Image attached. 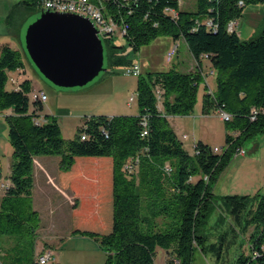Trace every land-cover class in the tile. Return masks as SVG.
<instances>
[{"label": "trees", "instance_id": "16d2710c", "mask_svg": "<svg viewBox=\"0 0 264 264\" xmlns=\"http://www.w3.org/2000/svg\"><path fill=\"white\" fill-rule=\"evenodd\" d=\"M40 1L19 0L14 6L15 12L26 11L19 35L29 13L41 9ZM103 1L113 21L125 25L134 54L169 37L173 43L185 42L199 68L141 74L136 116L85 119L67 142L57 120L41 116L43 103L32 99L41 90L31 80L7 89L9 74L25 70V63L19 49L1 44L0 114L11 111L5 120L13 153L0 203V264H38V256L52 249L36 254L41 219L33 206L34 159L40 156L60 158L59 178L74 193L72 210L82 223L72 234L100 242L108 252L104 264H155L159 248L166 252L167 264H193L219 203L240 226L254 228L253 254L236 264H264V195L252 204L248 196L214 193L219 175L243 150V142L264 133V31L250 40L228 31L247 6L264 0H197L194 10L181 8L177 0ZM167 8L177 10L178 17L167 14ZM205 60L217 75V87L212 94L206 90L201 112L208 116L223 110L231 119L225 122L223 150L214 152L199 141L191 154L171 118L193 112ZM133 62L126 55L112 61L116 66ZM136 157L140 165L128 173L124 165ZM10 243L14 246L5 247Z\"/></svg>", "mask_w": 264, "mask_h": 264}, {"label": "rangeland", "instance_id": "374dc122", "mask_svg": "<svg viewBox=\"0 0 264 264\" xmlns=\"http://www.w3.org/2000/svg\"><path fill=\"white\" fill-rule=\"evenodd\" d=\"M18 1L0 0V44H9L12 48L19 49L22 53V61L25 63V73L16 71L9 74L7 89L13 88L12 77L19 76L23 77V80L29 78L36 87L43 88L48 101L43 103L44 109L40 114L42 117L50 116L57 120L62 136L67 142L74 139L78 127L85 119L98 116L109 118L136 116L139 113L137 98L139 77L127 74L126 69L130 65H113V59L126 55L128 59L138 63L142 75L168 70L170 67L188 72L191 67L190 56L182 40L179 41L177 55L169 63L167 53L173 45L171 38H159L150 46L142 48L139 54H134L129 49L126 39L117 34L111 44L104 42L106 72L101 73L98 78L83 88L55 87L36 71L25 54L19 29L22 24L21 15L26 11L24 9L14 11ZM196 1L185 0L184 8L194 10ZM40 13L39 8L30 12L25 24L32 22ZM236 31L241 40H250L261 34L264 31V4L247 6L236 26ZM20 34L24 40L25 27ZM112 45L121 49H109ZM179 58H182V63L177 62ZM203 70L206 81L204 80L199 86L193 112L189 116L171 118L172 126L182 139L185 149L191 154L194 153V147L199 141L213 149H223L226 146L225 122L221 120L219 112H212L208 116L201 112L206 90L213 93L217 87V75L206 60ZM131 97L135 99L132 103H130ZM10 113V110H6L0 116V174L4 172L0 175V185L1 181L5 180L7 166L11 162L13 153L5 120V115ZM243 150L246 151V155L235 156L219 175L214 186V193L218 196H248L252 204H257L260 196L264 195V133L243 142ZM166 166L172 167L170 163ZM49 168L53 169V167ZM50 172V189L47 195L42 194L43 191L38 186L35 190V202L41 219L37 231L36 254L46 248H52L55 256L51 264H104L108 252L100 242L72 234V231L82 224L79 220L80 216L72 210L75 204L74 193L70 188L63 186L60 178L58 182V177L54 176L55 173L53 174L52 170ZM249 218L247 214L246 219ZM253 232V226L249 228L240 226L219 203L204 228L205 245L197 248L193 264H236L240 257L252 256ZM12 246H14L13 243L5 245L7 248ZM155 264H167L166 252L160 248L157 251Z\"/></svg>", "mask_w": 264, "mask_h": 264}, {"label": "water", "instance_id": "95a60500", "mask_svg": "<svg viewBox=\"0 0 264 264\" xmlns=\"http://www.w3.org/2000/svg\"><path fill=\"white\" fill-rule=\"evenodd\" d=\"M25 25V54L55 87L83 88L107 71L104 41L89 19L45 10Z\"/></svg>", "mask_w": 264, "mask_h": 264}, {"label": "built area", "instance_id": "2783aa9c", "mask_svg": "<svg viewBox=\"0 0 264 264\" xmlns=\"http://www.w3.org/2000/svg\"><path fill=\"white\" fill-rule=\"evenodd\" d=\"M178 4L181 8H184L185 0H177ZM240 5H243V2H240ZM38 7H54L56 8V13H64V9H76V15L79 13H86V18L93 22L96 29L98 30V36L104 41L111 44L115 35L120 34L125 38L126 27L124 24L118 25L113 21V18L110 16L107 11L106 3L103 0H41ZM165 12L174 18L178 17L179 13L175 9L167 8ZM211 25V23H208ZM238 23H230L228 25V31L234 32L236 31V26ZM179 45L174 43L167 53V62L171 63L174 57L178 53ZM127 74H132L135 77H139L141 75V70L137 62H133L130 66L127 67ZM204 80L206 81V75L203 74ZM19 88V86L17 87ZM212 94V92H209ZM32 99H39L42 103L47 100V95L42 91H34L32 93ZM134 97L130 98V103L134 101ZM219 115L221 120L224 122H228L231 119V115L223 110H219ZM147 135V131L144 130L143 136ZM186 138V136H184ZM82 139H85V136H82ZM223 149L215 148L214 152H220ZM246 151L243 150L239 152L237 156H245ZM140 165L139 157H136L131 162L124 165V169L127 170L128 173H134L135 170L138 169ZM167 172H171L172 169L166 167ZM55 252L52 249H46L40 254L37 258L38 264H49L54 260Z\"/></svg>", "mask_w": 264, "mask_h": 264}, {"label": "crops", "instance_id": "0c3cea01", "mask_svg": "<svg viewBox=\"0 0 264 264\" xmlns=\"http://www.w3.org/2000/svg\"><path fill=\"white\" fill-rule=\"evenodd\" d=\"M3 35H4V33H3ZM177 44L179 45V42H177ZM186 47H187V45H186ZM187 50H188V48H187ZM187 52H188L187 53L188 56H190V58H192V60H193L192 61L189 58V61L191 62V67L189 68L188 72H194V71H196V69L199 68V66H198L197 62L191 56L189 50ZM177 62L182 63V58H179L177 60ZM203 66H204V63H203ZM200 71L203 74H205L203 68L202 69L200 68ZM18 72H20V73L24 72L25 73V70L18 71ZM22 81H23V77L22 78H20V76L17 77V78L16 77H12V79H11L12 87L14 89H16L20 85V83ZM32 83H33V86L35 87V89L41 90V91H43L46 94V92H45V90L43 88L36 87L34 85V82H32ZM47 101H48V99L45 102H47ZM0 116H2V114H0ZM183 138H184V136H183ZM59 163H60V158L59 157H55V156H40V157H36L34 159V178H35V183H34V191H33V206H34V209L37 212H39V210H38V208L36 206V202H35V190H36V187L38 186V188H40L41 191H43L42 194L47 195V192L50 189L49 187H50V181H51V179H50V175H51L50 170L53 171V174L55 173L54 176L57 175V177H58L57 179H58V182H59ZM10 164H11V162H9V164L7 166V170L5 169L6 170L5 180L4 181H1V185H0V203H1V199L3 197L4 190L8 186V183H9L8 175H9V170H10ZM49 167H53V169H50ZM2 173H4V172H2ZM2 173L0 175H2ZM55 184H56V181H55ZM61 188H63V187H61Z\"/></svg>", "mask_w": 264, "mask_h": 264}, {"label": "bare ground", "instance_id": "6f19581e", "mask_svg": "<svg viewBox=\"0 0 264 264\" xmlns=\"http://www.w3.org/2000/svg\"><path fill=\"white\" fill-rule=\"evenodd\" d=\"M52 11V12H56V8L54 7H41V11ZM64 13H70V14H76V9H64ZM80 16L86 18V13H79ZM243 150H241L240 152H242Z\"/></svg>", "mask_w": 264, "mask_h": 264}]
</instances>
